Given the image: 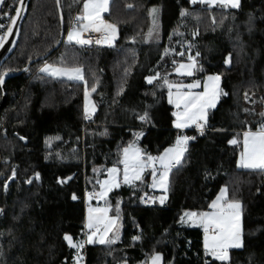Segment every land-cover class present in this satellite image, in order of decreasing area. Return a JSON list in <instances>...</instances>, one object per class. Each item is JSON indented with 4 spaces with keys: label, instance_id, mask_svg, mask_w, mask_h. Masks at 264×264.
I'll list each match as a JSON object with an SVG mask.
<instances>
[{
    "label": "trees",
    "instance_id": "1",
    "mask_svg": "<svg viewBox=\"0 0 264 264\" xmlns=\"http://www.w3.org/2000/svg\"><path fill=\"white\" fill-rule=\"evenodd\" d=\"M84 1L60 0L65 34ZM102 18L116 29L110 45L85 48L64 38L43 58L60 40L61 15L57 0H31L17 48L0 69L18 71L40 58L6 81L0 110V264H77L78 254L85 264H149L157 252L161 264H264V169L240 165L243 133L264 126V0H240L238 8L111 0ZM191 58L192 75L178 74ZM45 63L82 68L84 80L53 77L41 71ZM209 74L220 75L221 95L205 127L176 129L169 85ZM182 133L187 151L171 168L167 191L153 190L157 165L124 183L126 146L157 157ZM113 166L119 187L104 199L117 217L106 239L112 242L87 243L85 190H99ZM224 187L242 206V246L218 261L205 253L202 226L184 213L208 211ZM66 235L83 248L71 247Z\"/></svg>",
    "mask_w": 264,
    "mask_h": 264
},
{
    "label": "snow or ice",
    "instance_id": "2",
    "mask_svg": "<svg viewBox=\"0 0 264 264\" xmlns=\"http://www.w3.org/2000/svg\"><path fill=\"white\" fill-rule=\"evenodd\" d=\"M21 4L23 0H20ZM196 3L197 0H192ZM201 3H219L222 7L238 8L240 6V0H200ZM4 5V0H0V7ZM108 10V0H87L83 6V14L76 18L77 24L81 27L73 28L67 36L69 42H75L80 45L91 44L90 39L83 38V33L87 31H105L108 33L105 35L104 40L110 42L115 35L116 29L114 25L105 24L101 13ZM155 14V10H153ZM21 15V11L17 10L15 18L18 19ZM12 24L15 25V19L12 20ZM3 27V25H0ZM8 34L11 35V29L8 30ZM96 43H101L97 40ZM3 44V38H0V46ZM182 55V53H181ZM193 65H180L181 69L187 68V75H192L191 68ZM42 72L49 73L53 76H67L70 80H84L83 69L79 67L74 68H53L51 65H46L41 69ZM220 76H209L208 83L205 85V91L203 93L194 92H182L180 89L182 85H169V88L176 87L178 91L173 94L170 93L169 102L175 104L177 109L176 116V128L182 129L189 127L191 124H196L201 132L207 122V110L215 107L216 101L220 95L219 82ZM149 83H152V79L149 78ZM3 83V78L0 77V84ZM167 83V81H165ZM189 89L199 87V82H195L187 85ZM95 91V88L92 89ZM142 120L146 119L145 116L140 117ZM188 136H181L176 141V147L169 148L160 157L148 156L147 160L144 159L140 149L129 148L124 149V183H131L134 180L142 179V172L146 167H155L157 161L163 168L162 174L159 180H155L152 184L153 188L160 187L167 191L168 176L171 168L175 165H179L182 161L184 153L187 151V144L189 142ZM194 139V138H193ZM232 144H237L238 141L233 139L230 141ZM241 166L246 168H258L264 169V126H261L258 132H245L244 133V152L241 156ZM119 169L112 168L108 170L110 180L103 182L101 187L103 191L98 193L100 198H105L107 193L111 191L113 187H119L117 175ZM131 173V175H129ZM155 175V173H153ZM31 183V181H29ZM75 198V197H74ZM91 195L89 199H91ZM160 202H164V198H160ZM212 212L196 213L185 212L184 217H187L189 221L193 223H199L203 227L205 238L204 247L207 255L213 257L218 261H228L230 248H239L242 246L241 231H240V209L241 204L238 201H229L227 199V189H223L216 200L211 204ZM108 209H93L89 208L88 215V229H94L91 235L87 237V243H93V236L100 230V226H104V236H101L99 243H111L112 241L106 240L108 231L111 230V226L115 224V221H108L107 218ZM104 213L103 216L94 215L95 213ZM184 217H181L182 222ZM211 233V235H210ZM139 237H137L138 239ZM64 239L73 248H83L84 244L73 243V238L70 235H66ZM161 256L155 255L152 257V264H161Z\"/></svg>",
    "mask_w": 264,
    "mask_h": 264
},
{
    "label": "crops",
    "instance_id": "3",
    "mask_svg": "<svg viewBox=\"0 0 264 264\" xmlns=\"http://www.w3.org/2000/svg\"><path fill=\"white\" fill-rule=\"evenodd\" d=\"M197 1H200V0H197ZM87 2V0H85L84 2H83V5H82V8H81V12H80V14L78 15V16H80V15H82L83 14V6H84V4ZM110 3H111V0H108V10H109V7H110ZM206 3V2H205ZM206 4H208V3H206ZM219 3H213V4H208L209 6H214V5H218ZM108 10L107 11H105V12H102L101 13V17L105 14V13H107L108 12ZM103 19V18H102ZM103 21H104V23L105 24H108V22L105 20V19H103ZM78 27H81V25L79 24L78 26H76V27H71L70 29H69V31L65 34V41H68L67 40V36H68V33L73 29V28H78ZM114 37H115V35H114ZM74 42V41H73ZM188 63H192V65L194 64V61H188ZM180 66V64H178V66H177V69H178V67ZM194 68H195V64H194V67H192L191 68V71H192V73H193V71H194ZM176 69V72L178 73V74H181V75H187L186 74V72H185V74H182V73H180L178 70ZM200 84H199V86L203 89V87H204V82H203V80H197ZM196 81V82H197ZM191 83V82H190ZM192 83H195V82H192ZM87 108H88V110H89V112L91 113V114H93L95 111H96V105H95V103L93 102V100H92V98L90 97V104L87 106ZM176 128V127H175ZM261 128V127H260ZM260 128H258V129H254V130H247V131H245V132H249V131H251V132H258L259 130H260ZM176 129H178V128H176ZM244 132V133H245ZM244 133H243V150H242V153H241V156H242V154H243V152H244ZM130 146H132L133 148H138V149H140L136 144H130V145H128V146H126L125 148H129ZM174 147L176 146V143L173 145ZM173 147V148H174ZM124 148V149H125ZM140 151H141V149H140ZM141 154H142V151H141ZM143 155V154H142ZM144 157V156H143ZM123 159H124V150H123V158H122V161H123ZM123 164V163H122ZM240 165H241V157H240ZM243 168H245V169H258V168H246V167H243ZM147 169V167L144 169V171L142 172V174L145 172V170ZM122 173H123V180H124V164H123V166H122ZM141 174V175H142ZM159 174H160V171H159ZM158 174V175H159ZM129 175H131V173H129ZM157 175V176H158ZM118 177H119V173H118ZM105 179V178H104ZM136 180H134V181H132L131 183H133V182H135ZM119 182V181H118ZM227 189V187H224L223 189ZM222 189V190H223ZM153 190L154 191H162V189H160L159 187H156V188H153ZM221 190V191H222ZM96 193H97V197L96 198H91V199H89L90 200V203L87 205V208H86V216H85V225H86V241H87V237H88V235H91L92 234V232L94 231V229H88L87 228V223H88V215H89V208H93V209H108V211H107V218H108V221H115V224L114 225H112L111 226V230L110 231H108V233H107V236L105 237V239H107V237H108V235L111 233V231L113 230V228L115 227V225H116V223H117V217H115V216H110L109 215V207L107 206V205H105V203H104V199L105 198H100L99 196H98V193H99V190H97L96 191ZM221 193V192H220ZM220 193H219V195H220ZM218 195V196H219ZM217 196V197H218ZM151 197H152V200L154 199L153 198V195L151 194ZM216 197V198H217ZM216 198H215V200H216ZM227 199H228V190H227ZM214 200V201H215ZM229 200V199H228ZM213 201V202H214ZM229 201H231V200H229ZM212 202V203H213ZM213 211V209L211 208V209H209L208 211H204V212H202V213H205V212H212ZM188 212H190V211H188ZM94 215H100V216H103L104 215V213H95ZM185 221L186 222H193V221H189L188 219H187V217H185ZM198 223V222H197ZM241 223H242V206H241V209H240V228H241ZM202 229H203V227H202ZM104 231H105V229H104V226L103 225H101L100 226V230L98 231V232H96V234H95V236H93V240H94V242L95 243H99V239H100V237L101 236H104ZM204 238H205V235H204ZM203 243H204V240H203ZM205 248V247H204ZM160 255L161 256V263H162V261H163V255L160 253V252H157V253H155L153 256H155V255ZM76 262H77V264H85V262H84V255H81V254H78L77 256H76ZM149 264H152V259L150 260V262H149Z\"/></svg>",
    "mask_w": 264,
    "mask_h": 264
},
{
    "label": "water",
    "instance_id": "4",
    "mask_svg": "<svg viewBox=\"0 0 264 264\" xmlns=\"http://www.w3.org/2000/svg\"><path fill=\"white\" fill-rule=\"evenodd\" d=\"M30 1L31 0H23L22 4H21L20 0L18 1L15 12H14L13 17L11 19V22H10L5 34L3 35V44H2V46H0V69H1L2 65L4 64V62L7 60V58L10 57L14 53L15 49L17 48V45L19 43L20 36H21L22 25H23V22L25 21L27 15H28ZM57 2H58L59 12L61 15V25H62L61 37H60L59 42L50 51H48L43 56V58H46L47 56L50 55V53L53 50L57 49L65 38L64 19H63L62 10L60 7V0H57ZM17 10L21 11V15L18 19L15 18V13ZM13 19H15V25L12 24ZM9 29H11V35L8 34ZM38 59H40V58H38ZM38 59L30 60L28 62V64L25 67H23L21 70L5 71L2 75H0V77L3 78V83L0 84V87L3 91V98H2V102L0 104V110H1L2 106L5 104V99L7 96L6 81L8 79L14 77V76L20 75L23 72L27 71L29 66Z\"/></svg>",
    "mask_w": 264,
    "mask_h": 264
},
{
    "label": "rangeland",
    "instance_id": "5",
    "mask_svg": "<svg viewBox=\"0 0 264 264\" xmlns=\"http://www.w3.org/2000/svg\"><path fill=\"white\" fill-rule=\"evenodd\" d=\"M1 8V7H0ZM152 14V13H151ZM151 21H152V27H153V29H152V33H154L155 32V28H157V26H158V23H157V19L155 18V17H153V15L151 16ZM79 25V24H78ZM77 25V26H78ZM71 27H72V23H71ZM103 31V30H102ZM157 31V30H156ZM0 38H3V36L0 34ZM191 61H194V64L196 63V61H195V59L194 58H191ZM46 65H51L53 68H67V67H59V66H55L54 64H51V63H45V64H43L42 66H41V69L42 68H44ZM180 65H186V66H188V65H192V63H188V62H182V63H180ZM180 68V66L178 67V69ZM180 73H182V74H185V72H187V68H185V69H181L180 71H179ZM49 74V73H48ZM51 76H53V75H51ZM209 76H220V75H218V74H209L208 76H206L205 78H204V80H203V82H204V87H203V89L199 86V87H197V88H194V89H189L188 87H187V85H189V84H192V82L190 83V82H187V83H185V82H181V83H173V84H170V85H182L183 87L180 89V91H182V92H189V91H191V92H194V93H203L204 91H205V85L208 83V77ZM53 77H56V78H64V79H68V77L67 76H53ZM221 78V77H220ZM68 80H70V79H68ZM74 81H79V80H74ZM197 81V80H196ZM196 81H193V82H196ZM200 84V83H199ZM219 90H220V95H221V79H220V82H219ZM178 91V89L176 88V87H172V88H169V99H170V93L171 94H173V97H174V95H175V93ZM220 95H219V97H218V99H217V101H216V104H215V106L218 104V102H219V100H220ZM85 99H86V105L88 106L89 104H90V94L89 93H86L85 94ZM173 104V103H172ZM173 106H174V108H175V112H174V114L177 112V111H182L183 110V106L181 107V109H177L176 108V106H175V104H173ZM212 108H214V107H212ZM212 108H209L208 110H207V118H208V112H209V110L210 109H212ZM175 124H176V116H175V120H174V126H175ZM176 127V126H175ZM192 128H194V129H196V130H201V129H199L198 127H197V125L196 124H191L189 127H186V128H182V129H178V130H180V131H185V130H187V129H192ZM181 136H186L185 135V133H182L178 138H180ZM174 146L172 145V146H169V147H167L159 156H157V157H160V156H162L164 153H165V151L167 150V149H169V148H173ZM176 147V146H175ZM187 147V146H186ZM185 154V153H184ZM184 157V156H183ZM145 160H147L146 158H144ZM183 159V158H182ZM156 165L159 167V171H160V174L158 175V176H156V178L154 179V181L155 180H159V177H160V175L162 174V171H163V168H162V166L160 165V163H159V161H157L156 162V164H155V167H156ZM152 167V166H151ZM154 167V168H155ZM112 168H117V169H119L118 167H116V166H113V167H110L109 169H112ZM106 180H110V177H109V175H107V177L105 178V179H103L102 181H101V184H100V189H99V193L101 192V191H103V188L101 187V185L103 184V182L104 181H106ZM117 180L119 181V177H118V175H117ZM154 181H153V183H154ZM6 185V187H7V185H8V182L5 184ZM114 188V187H113ZM112 188V189H113ZM160 188V187H159ZM111 189V190H112ZM160 189H162V190H164L163 188H160ZM96 192V191H95ZM110 192V191H109ZM108 192V193H109ZM108 193H107V195H108ZM92 198H96L97 197V193H96V195L95 196H91ZM103 199V198H102ZM152 200V199H151Z\"/></svg>",
    "mask_w": 264,
    "mask_h": 264
},
{
    "label": "built area",
    "instance_id": "6",
    "mask_svg": "<svg viewBox=\"0 0 264 264\" xmlns=\"http://www.w3.org/2000/svg\"><path fill=\"white\" fill-rule=\"evenodd\" d=\"M12 7H13V0H4V5L0 8V25H3V27H0V34L3 36L11 22V19L13 17L12 14ZM76 18L75 17L72 20V26L76 27L78 24L76 22ZM108 33H106L105 31H87L83 33V38L85 39H90L92 41L91 44L88 45H83L85 48H91L93 46H97V45H103V46H107L111 44L110 42H106L104 40L105 35H107ZM97 40H100L101 43H96ZM146 120V119H144ZM191 139L195 138L194 135L190 136ZM95 196L96 192L92 191V190H85V197L89 198V196ZM145 203H149L151 201V194H147L146 197L144 198ZM203 235H205L204 230H203ZM211 235V233H210ZM206 253V250H205ZM207 254V253H206Z\"/></svg>",
    "mask_w": 264,
    "mask_h": 264
}]
</instances>
